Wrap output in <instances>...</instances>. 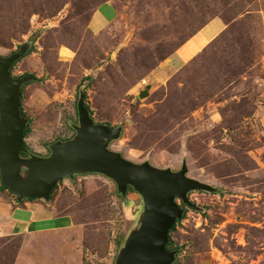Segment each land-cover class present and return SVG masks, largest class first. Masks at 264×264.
<instances>
[{"label":"rangeland","instance_id":"374dc122","mask_svg":"<svg viewBox=\"0 0 264 264\" xmlns=\"http://www.w3.org/2000/svg\"><path fill=\"white\" fill-rule=\"evenodd\" d=\"M105 1L115 15L94 31ZM214 18L224 30L171 69L168 59ZM24 43L12 73L34 77L22 92L31 151L49 155L74 136L82 89L97 122L123 126L112 149L174 170L186 161L190 176L218 188L190 192L197 208L171 232L175 264H264V0H0V55ZM96 176L66 177L53 198L61 193L85 224L84 264H114L143 202ZM18 243L0 237V264H13Z\"/></svg>","mask_w":264,"mask_h":264},{"label":"water","instance_id":"95a60500","mask_svg":"<svg viewBox=\"0 0 264 264\" xmlns=\"http://www.w3.org/2000/svg\"><path fill=\"white\" fill-rule=\"evenodd\" d=\"M24 43L10 55H0V177L17 200L44 199L66 177L100 174L112 179L124 198L129 189L141 196L143 210L129 232L114 264H175L178 249L168 248L171 232L184 217L186 207L197 208L192 191L215 192L212 184L189 175L183 161L179 170L163 168L146 160L135 162L111 148L120 138L123 126L97 122L80 90L75 134L49 145L50 154L34 153L26 144L24 132L30 119L21 104L22 88L32 81L30 74L14 76L12 68L30 50ZM150 86H147V89ZM148 90L141 97L148 95Z\"/></svg>","mask_w":264,"mask_h":264},{"label":"crops","instance_id":"0c3cea01","mask_svg":"<svg viewBox=\"0 0 264 264\" xmlns=\"http://www.w3.org/2000/svg\"><path fill=\"white\" fill-rule=\"evenodd\" d=\"M114 15L112 2L101 3L92 16V29L102 30L113 20ZM224 28V21L214 18L168 59L172 66L170 68H181ZM177 55L182 57L180 65H174ZM96 175L98 174L77 175L73 180L88 181L97 179ZM100 187L96 183L92 189L97 190ZM61 200L60 193L50 201L24 199L19 203L9 190L0 189V237L12 236L21 241L14 264H84L85 224L76 221L71 212L65 211L64 202Z\"/></svg>","mask_w":264,"mask_h":264},{"label":"trees","instance_id":"16d2710c","mask_svg":"<svg viewBox=\"0 0 264 264\" xmlns=\"http://www.w3.org/2000/svg\"><path fill=\"white\" fill-rule=\"evenodd\" d=\"M195 34V33H194ZM193 34V35H194ZM192 35V36H193ZM27 84V83H26ZM25 84V85H26ZM25 85L23 86V88H22V92H23V89H24V87H25ZM21 104H22V98H21ZM26 114V113H25ZM27 115V114H26ZM31 130H32V128H31V121L29 122V126H28V128L25 130V132H24V138H26L27 137V135L31 132ZM27 144V143H26ZM28 146V145H27ZM0 181H1V177H0ZM0 189L1 190H8V188L7 187H5L3 184H2V181H1V184H0ZM10 192V194L12 195V196H14L15 197V199L17 200V196L16 195H14L11 191H9ZM55 190L53 191V193H52V199H53V196H54V194H55ZM24 201V199L23 200H21V201H18L19 203H22ZM179 221H177V223H178ZM177 223L175 224V226H174V228H173V230L176 228V225H177ZM20 244H21V241L19 240V243H18V245H17V250H16V254H15V258H14V260H13V264H14V261H15V259H16V255H17V252H18V250H19V248H20ZM173 244H174V241L172 240V238H171V241H170V243L168 244V248H170V249H174V247H173Z\"/></svg>","mask_w":264,"mask_h":264}]
</instances>
